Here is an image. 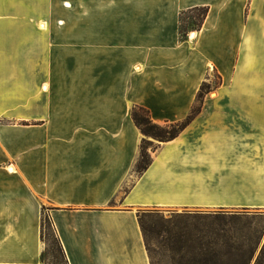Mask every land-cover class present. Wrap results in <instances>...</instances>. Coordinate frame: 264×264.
Instances as JSON below:
<instances>
[{
  "label": "crops",
  "instance_id": "1",
  "mask_svg": "<svg viewBox=\"0 0 264 264\" xmlns=\"http://www.w3.org/2000/svg\"><path fill=\"white\" fill-rule=\"evenodd\" d=\"M214 75L138 174L133 108L184 120ZM44 207L69 264H152L145 209H264V0H0V264H43Z\"/></svg>",
  "mask_w": 264,
  "mask_h": 264
},
{
  "label": "rangeland",
  "instance_id": "2",
  "mask_svg": "<svg viewBox=\"0 0 264 264\" xmlns=\"http://www.w3.org/2000/svg\"><path fill=\"white\" fill-rule=\"evenodd\" d=\"M218 81L214 75L212 83ZM144 138L151 141L147 147L153 154L160 141L145 135ZM141 213H145L144 223L150 231L153 264H195L196 258L206 254L219 257L224 264H237L242 253H252L250 264H255L264 246V209L155 207ZM216 214L229 216L219 219ZM232 214L248 216L230 217ZM55 255L49 251L44 264H63L57 249Z\"/></svg>",
  "mask_w": 264,
  "mask_h": 264
},
{
  "label": "trees",
  "instance_id": "3",
  "mask_svg": "<svg viewBox=\"0 0 264 264\" xmlns=\"http://www.w3.org/2000/svg\"><path fill=\"white\" fill-rule=\"evenodd\" d=\"M209 12L208 7H194L192 9H188L181 13L180 17V33L182 37H186L189 30H200L207 18ZM218 82H215L214 86L212 83L205 81L198 93L196 102L192 108L191 113L184 120L177 122H165V123H157L152 119L151 112L142 106H136L132 110V118L138 128L141 130L142 134L148 137H153L160 142H166L177 138L182 131L194 120V118L202 111L204 100L208 93L217 88L221 83V77L218 76ZM151 141L144 138L141 145V154L139 161L137 163V172L138 174H143L152 164L153 158L150 153L147 144H150ZM157 148V147H156ZM156 150V149H155ZM154 150V151H155ZM229 216L227 214H216V218H224ZM238 216V217H237ZM248 216V214H232L230 217L241 218ZM145 213H139L140 224L144 233L147 249L150 254V245H149V229L145 226L144 223ZM227 218V217H226ZM41 238L45 244V249L42 254V263L44 264L46 255L49 251L51 254L56 257V249L57 254L62 257L63 264H69L68 258L64 251L61 240L57 234L54 222L47 208L44 207L42 213V221H41ZM151 256V254H150ZM253 258V254L246 255L244 253L240 254L237 257V264H250ZM152 260V257H151ZM223 261L220 260L219 257H216L211 254H206L204 256H200L195 259V264H220ZM61 264V263H57ZM153 264V262H152ZM224 264V263H223ZM255 264H264V246L256 260Z\"/></svg>",
  "mask_w": 264,
  "mask_h": 264
},
{
  "label": "bare ground",
  "instance_id": "4",
  "mask_svg": "<svg viewBox=\"0 0 264 264\" xmlns=\"http://www.w3.org/2000/svg\"><path fill=\"white\" fill-rule=\"evenodd\" d=\"M191 35H192V36L194 35V31H193V32H191Z\"/></svg>",
  "mask_w": 264,
  "mask_h": 264
}]
</instances>
